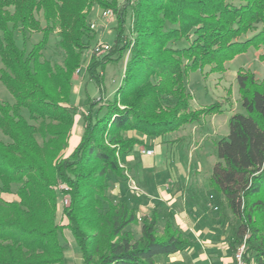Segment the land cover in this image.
Listing matches in <instances>:
<instances>
[{"label":"trees","instance_id":"16d2710c","mask_svg":"<svg viewBox=\"0 0 264 264\" xmlns=\"http://www.w3.org/2000/svg\"><path fill=\"white\" fill-rule=\"evenodd\" d=\"M94 6L115 13V38L86 66L99 97H86L82 134L66 156L76 116L71 86L95 36L88 24ZM13 28L42 37L26 52L16 45ZM55 30L64 53L60 63L42 57ZM261 47L264 0H0V81L13 97L12 103L0 100V130L7 137L0 139V194L15 186L17 196L7 201L0 195V264H63L58 236L64 229L81 264H156V257L188 247L191 241L170 219L157 231L156 206L138 216L136 206L113 201L109 176H124L121 161L143 143L140 136L163 137L221 112L219 101L189 108L184 79L190 72L209 67L207 73H222L226 61ZM125 52L121 83L100 104L105 66ZM236 81L245 113L231 115L227 135L215 142L207 183L238 222L232 250L245 237L246 264H264V76L241 69ZM64 196L68 203L60 205ZM138 223L135 238L127 227Z\"/></svg>","mask_w":264,"mask_h":264},{"label":"rangeland","instance_id":"374dc122","mask_svg":"<svg viewBox=\"0 0 264 264\" xmlns=\"http://www.w3.org/2000/svg\"><path fill=\"white\" fill-rule=\"evenodd\" d=\"M119 1L122 2L123 0ZM238 1L233 0L235 3H238ZM102 11L103 9L94 6L88 14V24L94 23L95 25L93 29L95 36L88 42L87 48L82 52V61L77 73L74 74L75 77L71 86L70 103L76 106V116L80 117L81 113L86 110V97H99L97 87L88 78L86 66L92 55L96 57L102 55L93 54L91 49L98 42L107 43L111 46L115 38V13L114 18L107 19L102 16ZM36 17L43 24L40 12L36 13ZM10 27L12 28L11 25ZM259 28L260 25H258ZM125 29L126 36L131 37L130 10L127 11ZM13 33L16 45L21 49H25L26 52L42 37L39 32L28 31L25 34H21L17 28H13ZM252 34L254 32L248 33L247 36ZM58 38V30L49 34L46 47L42 51V57L60 63L64 53L57 44ZM173 45L177 46V43H173ZM128 55L129 53L125 52L123 57L111 61L105 66V92L100 104L108 102L113 97L116 87L121 83ZM259 56H263V58L261 59ZM115 57L116 55L113 56V58ZM224 67L225 71L222 73H207L209 67H205L203 71L190 72L184 79L186 90L190 94L188 102L190 109H198L219 101L221 102L220 113L213 114L215 116H212V114L206 115L198 121L188 123L178 131L168 133L155 142L148 140L141 148V151L143 149H151L153 151L148 157L141 155L140 147L134 145L129 154L136 160V162H131L135 168H139V172L137 171L133 176L128 167L130 165H127L123 159L121 165L125 169L124 176L122 178L113 175L109 176L107 194L113 201L124 199L129 203L134 202L139 209L138 216L150 214L154 206L158 208L160 215V220L156 227L158 232L162 231L163 222L167 214H171L174 210L184 209L204 216L207 220L212 219L213 222L211 224L214 225V228H221L220 232L223 234L221 237L224 243L234 241V230L237 228L238 222L234 217L225 216L224 198L209 189L208 178L206 177H209L212 166L217 159L215 142L228 133L229 118L235 113H245L240 102L236 75L239 70L246 69L254 72L258 79H262L264 76V48L261 47L259 50L249 48L245 52L237 54L231 60L226 61ZM0 100L9 103L13 102L12 95L1 81ZM24 114L27 116L25 109ZM36 136L40 142L39 135ZM6 138L0 130V139ZM159 144L163 147L161 154L157 150L158 146H160ZM147 163L153 165V168H142V165ZM138 178H145L148 183V189L145 192L139 189V185L136 182L139 180ZM156 187L158 191L161 190L162 192H178L180 194V206L172 207L171 204L160 199L159 195H151L157 193ZM15 188V186L11 187L12 193ZM8 194L10 193H1L0 195L8 199L12 198ZM148 195H150L149 198ZM139 198L143 202L137 201ZM59 204L61 205L62 202L60 201ZM57 222L59 224L64 222L60 212L57 215ZM232 223L235 224L234 229L232 228ZM127 229L132 231L135 238L139 237L140 223L132 224ZM58 237L64 247L63 264H81L80 251L71 232L63 230ZM250 264H254L253 261Z\"/></svg>","mask_w":264,"mask_h":264},{"label":"crops","instance_id":"0c3cea01","mask_svg":"<svg viewBox=\"0 0 264 264\" xmlns=\"http://www.w3.org/2000/svg\"><path fill=\"white\" fill-rule=\"evenodd\" d=\"M82 131H83L82 118L80 116H75L74 125L68 141V147L66 148L65 151L66 156L70 154L73 148L77 145L80 136L82 134ZM139 138L143 141L142 144H137V146L140 147V154L148 157V155L142 154L141 148H143L144 144L148 140H152L153 142H155L161 137H148L142 135ZM162 148H163L162 145L158 146L157 150H159V154L162 153ZM131 161L136 162V160L133 159L132 155L128 153L124 157V162L127 163V165H130L128 166L129 170L131 174H133L134 176V174H136L137 171L139 172V168L138 169L135 168ZM150 167L153 168V165L151 164L149 165L148 163L146 165L144 164L142 165V168L144 169H148V168L150 169ZM136 182L138 183L139 189L141 191L145 192L148 189V183L145 181V178L139 179ZM156 192H157L156 194H151V195L154 196L159 195L160 199L165 200L167 203L171 204L172 207H175L177 205L180 206V200H179L180 194L178 192L176 193L162 192L161 190L158 191L157 187H156ZM8 195H10L12 198L8 199L5 198V196L3 195L1 196L3 199L7 201L17 200V196L15 193H10ZM149 197L150 195H148V198ZM139 200L143 202V200H141L140 198L137 201ZM128 204L130 206H136L139 212L137 204H134V202L133 203L128 202ZM58 211H60V206L58 207ZM224 212H225V216H229V218L233 217L230 210L226 206ZM166 219H170L172 223L176 225L173 226L176 229H178L184 237L190 240L191 244L188 247L176 253L167 256L156 257V264H232V254H233V250L231 247L232 242H226V243L223 242L221 237L223 236V234L222 232H220L221 228H217V227L214 228V225L211 224V222H213L212 219L207 220L206 218H204V216L198 215L195 212H190L184 209H179L178 211L176 210L172 211L171 214L170 213L167 214ZM166 219L163 222V226ZM234 225L235 224L232 223V228L234 227ZM64 230L69 231L68 229H64Z\"/></svg>","mask_w":264,"mask_h":264},{"label":"built area","instance_id":"2783aa9c","mask_svg":"<svg viewBox=\"0 0 264 264\" xmlns=\"http://www.w3.org/2000/svg\"><path fill=\"white\" fill-rule=\"evenodd\" d=\"M102 16L104 18L107 19H112L114 18V13L111 9H103L102 11ZM90 28L94 29L95 25L94 23H90L89 24ZM110 45L107 43H97L92 49V53L95 55H102L108 52V50L110 49ZM142 153L146 154V155H151L153 153V151L151 149H143ZM62 204L61 205H66L68 203V199L66 196H64L62 198ZM246 251V244H245V237L244 239L238 243L235 247V249L233 250V254H232V264H246L245 258H244V254Z\"/></svg>","mask_w":264,"mask_h":264}]
</instances>
